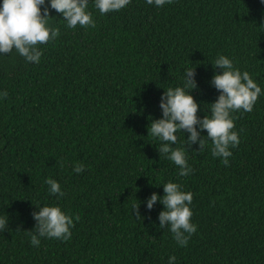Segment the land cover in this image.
<instances>
[{
  "label": "trees",
  "instance_id": "16d2710c",
  "mask_svg": "<svg viewBox=\"0 0 264 264\" xmlns=\"http://www.w3.org/2000/svg\"><path fill=\"white\" fill-rule=\"evenodd\" d=\"M89 10L95 26L75 29L50 10L60 35L40 45V63L0 55L8 92L0 100V216L8 217L0 264H167L169 255L177 264H264V95L251 112L233 113L240 143L227 166L211 156L210 141L200 151L193 144L192 172L181 177L147 135L162 92L182 83L185 68L195 70L197 115L208 114L218 54L264 90V4L131 0L103 16L91 2ZM75 162L86 165L80 174ZM49 177L65 192L59 200L47 191ZM169 180L192 193L197 230L184 247L158 227L163 206L147 212L143 204ZM138 201L141 221L130 209ZM54 203L73 217L72 236L33 247L31 213Z\"/></svg>",
  "mask_w": 264,
  "mask_h": 264
},
{
  "label": "clouds",
  "instance_id": "9594fccd",
  "mask_svg": "<svg viewBox=\"0 0 264 264\" xmlns=\"http://www.w3.org/2000/svg\"><path fill=\"white\" fill-rule=\"evenodd\" d=\"M101 16L106 13L118 12L126 8L131 0H0V55L15 51L23 57L25 63H40L42 48L49 41H54L60 35V28L51 23L54 16L50 10H55L65 21L67 28L75 29L94 27L93 12L89 4ZM148 5L162 8L172 0H145ZM264 4V0H260ZM214 64V66H213ZM213 75L210 84L217 90L216 99L211 102L208 114L197 115L198 103L191 95V90L197 87L194 67L185 68L182 83L164 89L160 96L159 108L161 117L151 120L147 135L159 141L158 154L171 161L178 169V175L186 177L191 174L192 167L188 163V148L198 145L203 149L211 142V156L219 157L221 163L227 166L232 149L239 143L238 131L235 130L233 113L237 111L251 112L259 96L264 90L252 78L248 71L237 68L233 60L223 54H218L213 63ZM220 71L216 72L215 69ZM8 92L0 90V100L6 99ZM206 131V135H202ZM187 133L185 137L184 133ZM177 133L183 134V140H178ZM179 143L180 146H177ZM86 165L75 162L72 171L80 174ZM49 194L59 200L65 195L60 183L52 178H46ZM163 188V195L151 193L144 201V207L150 212L159 202L163 207L157 215L158 227L167 229L176 244L187 246L197 226L192 222V193L183 190V186L171 180L158 185ZM140 201L131 205V211L136 220H143ZM35 221L34 231H29L30 244L39 247L41 238H54L67 241L71 238L73 217L65 212L58 203L35 206L31 213ZM8 226V217L0 216V231ZM167 264H177V257L169 255Z\"/></svg>",
  "mask_w": 264,
  "mask_h": 264
}]
</instances>
